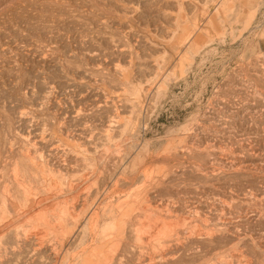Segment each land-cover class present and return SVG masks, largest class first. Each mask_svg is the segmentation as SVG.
I'll list each match as a JSON object with an SVG mask.
<instances>
[{"label": "rangeland", "instance_id": "obj_1", "mask_svg": "<svg viewBox=\"0 0 264 264\" xmlns=\"http://www.w3.org/2000/svg\"><path fill=\"white\" fill-rule=\"evenodd\" d=\"M263 38L264 0H0V264H264Z\"/></svg>", "mask_w": 264, "mask_h": 264}, {"label": "bare ground", "instance_id": "obj_2", "mask_svg": "<svg viewBox=\"0 0 264 264\" xmlns=\"http://www.w3.org/2000/svg\"><path fill=\"white\" fill-rule=\"evenodd\" d=\"M106 28V27H105ZM196 33V32H195ZM264 39V38H263ZM38 70V69H37ZM48 72V71H47ZM50 75V74H49ZM70 75V74H69ZM41 82V81H40ZM81 87V86H80ZM32 91V90H31ZM62 107V106H61ZM27 120V119H26ZM73 122V121H72ZM103 126V125H102ZM36 141V140H35ZM8 142V141H7ZM104 149V148H103ZM56 150V149H55ZM55 153V152H54ZM107 153H109V152H107ZM27 159V158H26ZM29 159V158H28ZM69 160V159H68ZM230 160V159H229ZM29 161V160H28ZM31 161V160H30ZM26 162V161H25ZM32 162V161H31ZM114 162V161H113ZM69 163V162H68ZM28 164V163H27ZM36 165V164H35ZM17 166V165H16ZM31 166V165H30ZM41 166V165H40ZM37 170V169H36ZM221 170V169H220ZM249 170H250V168H249ZM35 174H36V172H35ZM96 174V173H95ZM19 177V176H18ZM20 182V181H19ZM86 182V181H85ZM21 183V182H20ZM52 183V182H51ZM107 190V189H106ZM105 192V191H104ZM101 193V192H100ZM171 193V192H170ZM9 194H11L10 192H9ZM206 194V193H205ZM251 197V196H250ZM42 198V197H41ZM97 198V197H96ZM85 199V198H84ZM93 199V198H92ZM5 200V199H4ZM6 200H8V199H6ZM89 200V199H88ZM26 201V200H25ZM3 202V201H2ZM7 202V201H6ZM77 202V201H76ZM93 202V201H92ZM96 203V202H95ZM6 205H7V203H6ZM81 205V204H80ZM83 205V204H82ZM93 205H95V204H93ZM109 205V204H108ZM111 205V204H110ZM109 205V207H111ZM9 206V205H8ZM39 206V205H38ZM96 206V205H95ZM11 207V206H10ZM80 207H82V206H80ZM88 207H90V206H88ZM165 208V207H164ZM9 209V208H8ZM89 209V208H88ZM91 209H92V207H91ZM97 209V211L93 214V216H92V218L94 219V220H97V218H98V211L100 210V208H96ZM10 210H11V208H10ZM83 211H84V209H82ZM81 210V208H80V210L78 209L77 211H78V213H79V216H84V214L85 213H83V211ZM90 210V209H89ZM9 211V210H8ZM108 211H110L109 209H108ZM114 211H115V209H114ZM17 212V211H16ZM103 212H105V211H103ZM107 212V211H106ZM18 213V212H17ZM88 212H86V214H87ZM110 213V212H109ZM101 214V213H100ZM103 215H105L104 213H102ZM107 214V213H106ZM110 214H112V213H110ZM84 218V217H83ZM68 220V219H67ZM138 226V225H137ZM7 229V228H6ZM4 231V230H3ZM68 235V234H67ZM16 240V239H15ZM240 240V239H239ZM71 241V240H70ZM235 241V240H234ZM31 248V247H30ZM206 254V253H205ZM211 257V256H210ZM236 258V257H235ZM55 262H56V258H54L53 259ZM88 260V259H87ZM104 261V260H103ZM102 261V262H103ZM91 262V261H90ZM89 262V263H90ZM183 263V262H182ZM91 264V263H90Z\"/></svg>", "mask_w": 264, "mask_h": 264}]
</instances>
